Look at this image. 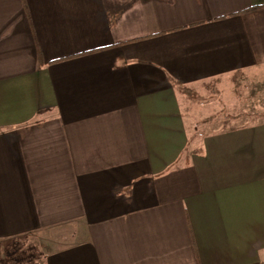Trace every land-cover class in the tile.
I'll return each mask as SVG.
<instances>
[{
	"label": "crops",
	"instance_id": "crops-1",
	"mask_svg": "<svg viewBox=\"0 0 264 264\" xmlns=\"http://www.w3.org/2000/svg\"><path fill=\"white\" fill-rule=\"evenodd\" d=\"M262 65L264 0H0V246L264 264V121L198 138L180 101Z\"/></svg>",
	"mask_w": 264,
	"mask_h": 264
},
{
	"label": "rangeland",
	"instance_id": "rangeland-1",
	"mask_svg": "<svg viewBox=\"0 0 264 264\" xmlns=\"http://www.w3.org/2000/svg\"><path fill=\"white\" fill-rule=\"evenodd\" d=\"M180 101L188 115V129L198 138L207 132L263 122L264 65L203 80L192 86L182 85ZM196 141L199 146L201 139ZM31 248L27 244L24 252L14 253L13 248L0 246V264L36 263L40 255L34 244Z\"/></svg>",
	"mask_w": 264,
	"mask_h": 264
},
{
	"label": "trees",
	"instance_id": "trees-1",
	"mask_svg": "<svg viewBox=\"0 0 264 264\" xmlns=\"http://www.w3.org/2000/svg\"><path fill=\"white\" fill-rule=\"evenodd\" d=\"M258 7H260V6H254V7L250 8L249 10L257 9Z\"/></svg>",
	"mask_w": 264,
	"mask_h": 264
}]
</instances>
